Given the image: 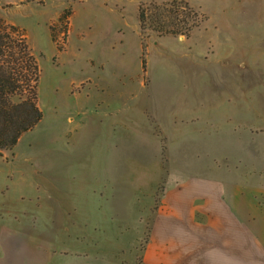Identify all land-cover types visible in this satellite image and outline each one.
<instances>
[{"label": "rangeland", "instance_id": "rangeland-1", "mask_svg": "<svg viewBox=\"0 0 264 264\" xmlns=\"http://www.w3.org/2000/svg\"><path fill=\"white\" fill-rule=\"evenodd\" d=\"M172 1L22 0L10 5L9 17L26 29L28 42L38 60L37 91L41 66L56 70L59 77L49 88L50 95L45 88L42 95L38 92L42 119L23 133L14 147L2 150L0 206L6 212L17 207L19 213L24 212L65 250L91 251L138 262L164 187V178L157 185L158 177H150L145 186L139 183L137 176H131L130 183L126 180L119 183L129 184L124 190L128 189L131 194L123 201L119 196L121 187L113 184V188L103 189L100 184L99 192L107 196V201L102 202L96 194L97 209H94V197L90 202L84 195L89 189L85 178L73 176L75 186L71 195L78 194L80 199L74 201L69 195L59 200V163L65 157L83 152L82 141L86 138H99L92 148L98 156L130 154L131 170L137 168L138 156L151 150L161 155L162 165L167 167L169 145L158 143L159 139L168 137L167 130L157 129L148 119L132 120L123 136V148L120 144L113 148L106 146L105 119L104 127L94 128L86 121L85 114L77 118L76 111L83 110L87 116H97L90 109L97 99L102 101L104 110L112 102L114 107L133 112L141 110L138 102L144 98L145 107L149 109L152 99L148 88H153L154 93L166 90L172 95L170 101L174 105L171 107L175 112L189 110L196 106L191 96L193 85L198 94L204 93V98L212 95L209 88L214 86L212 82L209 86L206 84L204 74H212L214 64L227 66L224 76L232 74L233 65L228 64H239L241 79L240 84L234 83L236 97L228 90V87L233 88V81L227 80L216 88V93L225 88L226 91L219 94L221 105L227 109L225 121L219 128L225 144L218 146V152L225 155L228 167L236 165L242 171L252 169L253 176L257 175L264 183V0H183L197 14V26L192 28L189 37L159 34L149 19L141 28L140 4L147 15L157 11L168 14L166 10ZM26 3V6L20 5ZM67 8L72 10L68 32L64 41L62 32L58 33L64 47L58 52L49 25L56 23L59 14ZM193 59L200 61V73L195 77L188 65ZM79 83L85 88L78 94L74 90L79 88ZM111 90L115 92L112 97ZM239 103L240 112L237 107L235 112L233 105ZM237 116L241 117L240 128ZM187 130L185 126L184 131ZM96 179L101 181V177H94L92 182ZM153 180L156 185L152 184ZM138 192L150 197L136 199L141 196ZM88 220H92L91 223ZM80 221L83 223L79 224Z\"/></svg>", "mask_w": 264, "mask_h": 264}, {"label": "crops", "instance_id": "crops-1", "mask_svg": "<svg viewBox=\"0 0 264 264\" xmlns=\"http://www.w3.org/2000/svg\"><path fill=\"white\" fill-rule=\"evenodd\" d=\"M21 1L0 0V16L15 23L9 17L10 5ZM199 64L198 59L188 64L194 77L200 73ZM228 65H233L230 76H224L227 66L222 67L219 63L214 64L212 74H204L207 75L206 84L209 86L212 82L214 86L208 87L211 96L207 94L204 98V93L200 92L201 96L192 86L191 96L196 106H191L189 110L175 112L171 107L174 105L170 101L171 94L166 90L154 93L153 88H148L152 99L149 109L145 107L144 98L138 102L141 110L133 112L124 107H114L112 102L104 110L102 101L97 99L90 105L97 116H87L84 110L76 111L78 119L85 114L86 121L94 128L104 127L105 119L108 128L106 146L113 148L119 144L123 148V136L132 120L140 122V118L148 119L157 129L167 130L168 137L158 140L159 144L164 142L169 145L167 167H163L161 155L156 150L139 155L137 168L133 170L130 154L98 156L92 150L93 144L98 143V137L83 139L84 151L65 157L59 163V200H65L69 195L74 201L80 199L78 194L71 195L75 186L72 178L82 177L89 186L84 195L90 202L94 197V209H97L96 194L100 195L102 202L107 201V196L99 192L100 184L103 189L113 188V184L121 187L119 196L124 201L131 193L128 189L124 190L129 184L122 185L120 181L130 183V177L137 176L139 183L146 186L150 177H158L157 185L164 178V187L138 262H127L91 251L65 250L59 247L55 237L42 230L24 212L19 213L17 207L14 206L12 212H6L0 206V264H264V183L258 180L257 175L253 176L252 169L242 171L236 165L228 167L225 155L218 152V146L225 144L224 134H220L219 128L225 121L227 109L221 105L219 94L226 91L225 88L217 93L216 88L227 80L233 81V88L228 87V90L235 95L237 89L234 83L238 81L240 84L241 79L239 64ZM84 88L80 84L74 92L79 94ZM109 93L112 97L115 92L111 90ZM233 107L235 112L236 107L240 112V103ZM211 113L216 115L211 116ZM233 118L236 119L235 114ZM237 122L240 128V116H237ZM185 126L188 129L186 132ZM185 133L190 136H185ZM94 177H101V181L96 179L92 182ZM152 184L156 185V182L153 180ZM137 195L141 196L136 199L150 197L142 192ZM20 199L23 200V197ZM89 214L96 218L95 214Z\"/></svg>", "mask_w": 264, "mask_h": 264}, {"label": "trees", "instance_id": "trees-1", "mask_svg": "<svg viewBox=\"0 0 264 264\" xmlns=\"http://www.w3.org/2000/svg\"><path fill=\"white\" fill-rule=\"evenodd\" d=\"M166 11L168 14L157 11L147 15L140 4L141 28L149 19L159 34L189 37L192 28L197 26L196 12L183 0H173ZM71 12L70 8L63 10L56 23L49 25L51 39L58 52L64 48L58 33L62 32L63 41L66 40ZM141 47L144 50L145 45ZM141 62L144 68L143 57ZM39 78L38 60L28 42L26 29L0 16V155L3 149L14 147L20 136L42 119L43 113L38 105Z\"/></svg>", "mask_w": 264, "mask_h": 264}, {"label": "bare ground", "instance_id": "bare-ground-1", "mask_svg": "<svg viewBox=\"0 0 264 264\" xmlns=\"http://www.w3.org/2000/svg\"><path fill=\"white\" fill-rule=\"evenodd\" d=\"M59 77L58 72L51 67H43L41 66V82L39 84L38 92L39 95H42L43 88L48 92L49 88L53 84V82ZM45 91V92H46ZM44 93V92H43ZM49 93V92H48ZM50 95V93H49Z\"/></svg>", "mask_w": 264, "mask_h": 264}]
</instances>
